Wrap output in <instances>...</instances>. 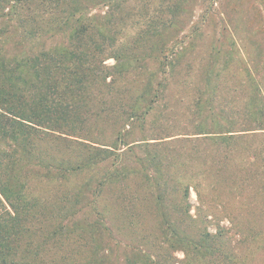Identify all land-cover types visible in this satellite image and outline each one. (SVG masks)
Returning a JSON list of instances; mask_svg holds the SVG:
<instances>
[{
	"label": "trees",
	"instance_id": "trees-1",
	"mask_svg": "<svg viewBox=\"0 0 264 264\" xmlns=\"http://www.w3.org/2000/svg\"><path fill=\"white\" fill-rule=\"evenodd\" d=\"M152 1L153 9L150 0H0V38L20 40L14 55L0 47V264H264V228L241 230L243 212L227 211L206 174L212 151L222 167L239 152L238 166L258 163L260 200L249 210L258 207L264 215V87L249 71L254 60L221 61L217 51L207 67L228 69L237 61L243 78L211 72L196 90L189 120L175 124L169 108L171 119L159 130L126 138L145 128L164 101L173 71L181 67L189 87L201 62H181L184 40L162 41L179 23L181 0ZM109 58L115 64L106 65ZM142 61L154 63L157 78L139 95H126ZM137 149L144 152L138 156ZM128 156L156 185L159 217L153 232L136 235V244L112 235L99 201L79 202L83 183L63 188L68 177L99 166H107L105 182L117 180L128 170ZM172 169L196 170L179 184L178 201L158 186ZM190 188L198 202L194 216ZM134 206L119 205L129 226L143 225ZM85 212L93 220L82 224ZM225 219L229 228L221 224ZM99 231L107 234L105 245ZM119 243L127 250L122 258L115 256Z\"/></svg>",
	"mask_w": 264,
	"mask_h": 264
},
{
	"label": "rangeland",
	"instance_id": "rangeland-1",
	"mask_svg": "<svg viewBox=\"0 0 264 264\" xmlns=\"http://www.w3.org/2000/svg\"><path fill=\"white\" fill-rule=\"evenodd\" d=\"M159 2L161 3V0ZM180 4L179 7H181L180 10L182 12H180V19L177 21L179 23L164 32L162 41L176 43L184 40L186 42L185 49L187 48L188 52L183 53L182 58L184 60L181 62L194 58L198 61L201 60L199 67L196 66L194 72L191 73L190 80L193 84L189 87H185L182 84L181 67L179 71H173L172 83L164 101L147 120V124L144 125L145 128H134L131 134L126 137L128 141L146 138L145 136H150L154 130H159L160 124H164L165 118L171 119L169 108L174 114L175 119L173 122H176L175 124H177V121L185 119V117L189 120L193 98L197 95L196 90L202 87L204 78L208 77L211 72L216 73L221 70L217 73L220 76L234 73L235 77L233 80L243 78L245 72L239 67V62L237 61H234L233 65L228 69L218 67L214 70L207 67L217 51H219L217 57L221 61L230 58L235 60L251 58L254 60L255 65L254 67L251 65L249 71L252 72L254 77L260 79V83L264 87V0H181ZM149 5L150 9L154 8L152 0H150ZM163 7L164 3L160 7L161 11ZM160 10L158 11L160 12ZM19 42V37L16 34L8 35L6 38H0V47L3 46L7 54L14 55L17 53V44ZM53 43L54 41H49L46 45L50 46ZM231 43L236 45L234 49L229 46ZM105 64L113 65L115 62L109 58L105 61ZM156 78L157 71L154 63L142 61L138 67L132 70L130 91L126 95H132L133 97L139 95L145 82L147 80L154 81ZM225 84L226 82L221 84L223 89H225ZM228 99L225 100L228 101ZM238 143L242 144L240 145L241 147L245 145L244 141H239ZM51 144L49 143L48 145ZM142 152L144 151L137 149L138 156ZM239 154L234 156L232 160L228 159L222 167L218 159L215 158L213 160L212 151L210 162H213L209 166V173H206L209 174L208 182L211 180L216 184L213 194L218 196L219 200L225 201V207L230 214L236 215L238 211L243 212L241 215L243 222L239 224L241 230L246 231L248 228H255V226L257 229H263L264 215L262 213L260 215L258 207H253L254 209L251 213L249 210L251 205L254 206L255 202L260 200V195L256 194V189L261 184V178L258 179L256 176L259 164L256 163L249 167L240 163L238 166L237 162L242 160V155ZM132 158L129 156L123 158V163L128 167V170L117 180L111 178V181L105 182L108 178L105 174L107 166H99L86 170L76 178L68 177L63 188L68 187V190L73 191L76 189L74 185L77 182L83 183L85 186H82L81 193L78 195L79 202L89 204L93 200L99 201V208H102L107 214L105 221L112 231V235L123 242H125V239H129L136 244L138 235L147 234L155 230V224L159 217L155 214L154 195L156 185L145 177V172L135 165L136 162H134L132 167V161L134 160ZM195 171L194 169H172L169 171L170 177L163 175L166 179L158 186L166 187L171 192L169 200L178 201L179 184L184 183L186 176L193 177ZM148 172L151 174L152 171ZM98 184H100V189L95 190ZM189 191V202L192 205L190 214L194 216L198 202L193 189L190 188ZM93 192H96L94 196L91 195ZM128 203L135 204L134 208L140 214V218L141 216L145 217L143 225L129 226L128 221L130 218L126 215L127 211H122L119 207L120 204ZM92 218L91 214L85 212L78 219L82 224H87L90 220H93ZM248 219H257L256 224L253 221H246ZM221 224L228 228L230 227V223L226 219L222 220ZM252 224L255 225L249 227ZM208 231L215 233L216 228L210 225ZM97 234L100 245H105L108 242L107 234L102 231L97 232ZM118 246L119 248L115 250V256L122 258L127 254V250L123 248L124 243H119ZM111 247L112 249L115 248L114 245H111ZM174 256L181 259L183 254L176 252ZM260 261L263 262L264 260L261 259Z\"/></svg>",
	"mask_w": 264,
	"mask_h": 264
}]
</instances>
